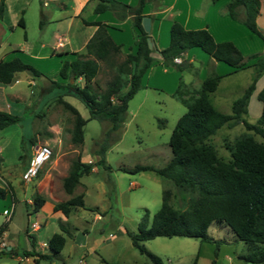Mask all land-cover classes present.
Listing matches in <instances>:
<instances>
[{
    "label": "rangeland",
    "instance_id": "obj_1",
    "mask_svg": "<svg viewBox=\"0 0 264 264\" xmlns=\"http://www.w3.org/2000/svg\"><path fill=\"white\" fill-rule=\"evenodd\" d=\"M16 3L26 6V29L17 27L10 34L9 40L22 42L24 33L29 38H47L49 30L55 24L41 20V26L45 30L37 32L30 14L33 7L40 6L39 0H17ZM256 27L264 39V14H261ZM253 35L257 37L254 33ZM249 56H244V62L251 64L254 61ZM122 59L119 55L115 60ZM98 63L100 69L91 83L96 93L103 89L113 73L103 62ZM28 64L43 76L31 78L26 72L20 71L14 74L15 81L9 85L0 84V109L19 117L15 123L4 127L0 132V186L7 193L0 198V224L6 223L1 210L7 209L9 216L11 207L13 208L3 238L15 240L12 249L18 254L26 246L29 248L28 235L31 233L26 234L24 229L25 213L31 205L36 182L47 172L49 175L42 188L44 195L53 196L60 202L83 192V206L72 208L66 221L61 222L69 236L59 229V213L51 214L48 209H42L35 216L33 220L44 222L35 233L37 240L46 241V237L52 232H60L65 237L57 254L49 252L44 246L42 249L50 254V259H40L38 264H153L132 246L126 231H136L145 210L148 219L151 218L160 206L162 189L170 191V203L177 208L185 206V199L180 198L175 187L153 171L131 169L135 165L162 167L167 163L171 157L168 137L185 107L174 96L165 92L139 88L127 101L125 120L108 138L110 143L103 153L104 164L108 169L92 166L96 171L82 175L72 193L66 194L61 187V179L67 174L72 161L80 160L85 155L91 157L99 148L110 124L106 120L87 119L88 110L82 102L74 96L64 95L62 99L71 104L82 118L87 119L82 126V142L71 143L69 130L73 124V115L56 102L55 96L60 89L49 88V80L65 82V79L61 80L58 76L61 65H56L54 61L36 66ZM250 66L225 76L219 82L215 91L208 96L215 108L224 113L230 112L231 102L240 96L254 73V67L252 64ZM76 83L82 85V80L77 79ZM183 85L181 90H186ZM189 94L185 91L184 97ZM253 99L256 103L257 99ZM252 105L253 103L250 106ZM254 111L251 110L243 118L254 121ZM242 131L244 128L241 123L232 127L221 126L208 138V143L214 147L220 159L228 160L229 154L224 143L231 142ZM254 138L261 140L257 135ZM36 144L50 147L51 156L37 176L24 183L20 180V173L27 157L23 163L18 156L29 153ZM27 198L29 203L25 202ZM97 214L99 216L95 217ZM206 234L214 242L190 237L156 236L143 241L142 245L157 255L162 264H191L194 258L195 264H249L240 258L245 253L244 244L236 239L227 226L212 222ZM0 241L4 242L2 238ZM76 259L80 262L76 263ZM0 264L24 262L17 255L1 253Z\"/></svg>",
    "mask_w": 264,
    "mask_h": 264
},
{
    "label": "trees",
    "instance_id": "obj_2",
    "mask_svg": "<svg viewBox=\"0 0 264 264\" xmlns=\"http://www.w3.org/2000/svg\"><path fill=\"white\" fill-rule=\"evenodd\" d=\"M146 1L136 0L135 4L129 5L117 0H95L93 12L109 11L117 20L130 19L136 29L133 34L135 52H127L122 60L116 61L121 46L110 39L106 24L82 19L84 24L96 27L86 41L83 53L71 61L61 63L58 76L65 79V82L49 80V88L60 89L59 94L55 96L56 102L73 115V124L69 130L71 143L82 142V126L87 119L106 120L110 124L99 148L94 152L98 155L96 161H72L67 174L61 179V187L66 194L72 193L79 178L88 174L92 166L108 169L103 159V153L110 143L108 138L125 120L127 101L138 91L142 74L153 62L180 72L191 67V63L184 60L182 54L191 47H198L208 55L210 61L223 62L232 67L233 71L244 67V56L232 42H216L206 29H184L176 21H172L169 26L168 44L164 48L155 51L149 47V36L140 25L141 10ZM151 1L154 8H159L160 0ZM259 4L260 0H229L224 12L263 40L255 22ZM240 9L242 16L239 14ZM2 10L3 0H0V15ZM18 25L22 26V22L18 21ZM154 52L157 57L153 56ZM249 57L255 58L252 63V79L240 96L231 102L229 113L217 110L208 98L220 78L212 69H208L199 86L192 89L186 97L185 91L181 90L182 81L179 80L171 96L185 107V111L176 119L168 137L170 159L162 167L135 165L131 169L153 171L159 178L174 186L180 198L185 199V206L177 208L170 203V191L162 189L157 211L148 219L145 210L136 231H126L132 246L153 264L162 262L157 255L142 245L143 241L156 236H180L214 242L206 234L212 222L227 226L236 239L244 244L245 253L240 255L241 259L249 264H264V86L255 94L260 103V111L255 121L248 122L243 118L247 115V104L254 90L255 80L264 69V50L260 55L253 54ZM174 58H180V61L176 62ZM99 61L113 73L103 89L96 93L91 83L100 69L97 63ZM20 71L26 72L31 78L43 76L32 65L14 56L9 60H0V84L11 83L14 73ZM77 79L82 80V85L76 83ZM64 95L79 99L88 110V118H82L71 104L64 101ZM18 119L17 115L0 109V130ZM238 123L242 124L244 131L231 142L224 143L229 158L222 160L217 156L214 147L208 143V138L219 127H232ZM254 135L261 140L255 139ZM29 153L19 155V160L25 163L24 158L28 159ZM5 193L6 189L0 186V198H3ZM43 201L34 191L29 213L38 211ZM81 206L82 194H77L57 202L52 206V210L60 211L67 217L72 208ZM5 228V223L0 224V235ZM59 229L68 234L61 223ZM28 237L30 248L22 249L20 254L34 255L32 264H37L40 259H50V254L36 251L35 236L31 233ZM64 241V235L53 232L46 239L45 248L57 254ZM1 253L13 255L14 251L1 250ZM101 261L105 263L104 259ZM191 264H195V258Z\"/></svg>",
    "mask_w": 264,
    "mask_h": 264
},
{
    "label": "crops",
    "instance_id": "obj_3",
    "mask_svg": "<svg viewBox=\"0 0 264 264\" xmlns=\"http://www.w3.org/2000/svg\"><path fill=\"white\" fill-rule=\"evenodd\" d=\"M16 1L17 0H3V10L0 15V33L2 35L0 38V60H8L16 56L22 61H26L35 66L44 65V63L52 61H54L56 65H61L63 61H71L75 59L78 54L83 53L86 41L96 28L94 25L84 24L82 19L87 22L96 21L106 24V32L110 39L113 43L121 46L120 55L122 57L127 52H135L136 46L133 43V34L136 29L131 24L130 19L125 18L123 20H117L109 11L93 12L92 7L95 4V0H39L40 6L37 5L38 7H33L30 14L33 16L37 32L45 30L41 26V20H45L47 23L53 22L55 24L54 27L49 30L48 37L29 38L27 34L24 33L22 42L11 41L9 40V36L17 27L24 30L26 29V6L17 5ZM117 1L129 5L136 3V0ZM228 1L229 0H160L159 8H154L153 2L147 0L142 6L140 25L149 36V47L155 49V51L164 48L168 44L169 26L172 21H176L184 29H206L216 42H232L243 56L252 54L260 55L264 50V39L262 40L260 37L258 38L257 35H255L257 37H254L253 33L245 26L231 19L224 12L225 5ZM239 14L242 16L241 9L239 10ZM261 14H264V2L262 0H260L258 14L255 18L256 24H259ZM18 21L22 22V26L18 25ZM153 56L157 57L156 52L153 53ZM182 58L187 62H190L191 67L180 72L170 67L162 66L156 61L153 62L142 74L140 78V88H151L171 95L176 88L178 81L181 80L182 84L185 85H183L184 88H186L184 91H186V94H189L192 89H196L199 86L200 81L206 76L208 69H212L220 76L218 81L219 84L225 76L231 75L238 70L251 67L250 65L252 64L247 63L246 61L243 68L233 71L232 67L223 62L210 61L208 55L198 47H191L186 50L182 54ZM252 59L253 60L251 61L255 60V58ZM179 61L180 58H178V61L176 62ZM196 63H198V66H196ZM13 80L15 81L14 75ZM263 86L264 69L255 80L254 90L250 95L247 104V113L251 110H255L253 113L255 119L260 111V103L258 101L255 103L253 97H255L256 92ZM252 103L253 105L250 106ZM247 121L251 122L249 120ZM2 130L3 129H1L0 132ZM91 155V157L88 155L81 156L80 161H96L98 155L95 153ZM95 171L96 168H91V172ZM48 175L49 173L45 172L35 184L34 191L39 194L44 201L38 211L34 213H29V210L26 211V224L24 228L26 234L32 233L35 236V233L41 229L40 225H43L44 222H37V220L35 221L33 219H35V216L42 209H48L51 214L59 213L60 216H58L57 219L60 223L66 221V216L60 211L52 210V206L59 201H57L56 198H53V196L44 195L42 192L43 182ZM81 194L83 196V192ZM25 202L29 203L30 200L27 198ZM12 211L13 208L11 207V213L8 216L7 209L3 208L1 210V214L5 215L6 223H4L6 225L11 219ZM98 216V214L95 215V217ZM31 223L34 225L32 228L29 225ZM6 229L7 226L0 235V238L4 240V242L0 241V247L9 246V249H12L15 240L12 238H3ZM69 235L70 234L68 233V236ZM48 237H46V239ZM35 244L36 251L39 253H46L42 249L45 246V241L37 240L35 237ZM29 248L26 246L23 249L28 250ZM13 251V255H17L18 259L22 260L24 264L33 263L34 255L22 256L21 254H18L16 250ZM75 262L79 263L80 260L76 259Z\"/></svg>",
    "mask_w": 264,
    "mask_h": 264
},
{
    "label": "built area",
    "instance_id": "obj_4",
    "mask_svg": "<svg viewBox=\"0 0 264 264\" xmlns=\"http://www.w3.org/2000/svg\"><path fill=\"white\" fill-rule=\"evenodd\" d=\"M173 60L178 61V58H174ZM50 156L51 149L47 145L36 144L32 146L25 167L20 173V180L24 183L33 180L42 166L49 160ZM32 226L34 227L33 224H31Z\"/></svg>",
    "mask_w": 264,
    "mask_h": 264
},
{
    "label": "water",
    "instance_id": "obj_5",
    "mask_svg": "<svg viewBox=\"0 0 264 264\" xmlns=\"http://www.w3.org/2000/svg\"><path fill=\"white\" fill-rule=\"evenodd\" d=\"M9 248H10L9 246L0 247V251L1 250H9Z\"/></svg>",
    "mask_w": 264,
    "mask_h": 264
}]
</instances>
